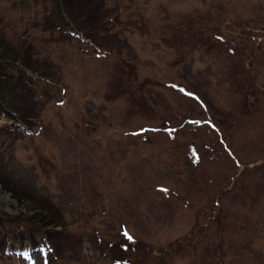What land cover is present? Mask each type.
Here are the masks:
<instances>
[{
    "label": "rangeland",
    "instance_id": "rangeland-1",
    "mask_svg": "<svg viewBox=\"0 0 264 264\" xmlns=\"http://www.w3.org/2000/svg\"><path fill=\"white\" fill-rule=\"evenodd\" d=\"M93 2L0 0V47L42 74L0 77L30 116H0L25 190L0 189V237L46 234L51 264H264V0ZM13 231L0 264L44 260Z\"/></svg>",
    "mask_w": 264,
    "mask_h": 264
},
{
    "label": "trees",
    "instance_id": "trees-1",
    "mask_svg": "<svg viewBox=\"0 0 264 264\" xmlns=\"http://www.w3.org/2000/svg\"><path fill=\"white\" fill-rule=\"evenodd\" d=\"M60 2V5L63 8H68L70 11H72L71 8L73 7H78V9H80V11L82 10L84 13V11L86 12V10H88L89 12H95L94 10H98L97 7L96 9H93V7H91L90 4L88 3H94L93 0H81L79 2H77L78 0H58ZM59 6V3H57ZM93 6V5H92ZM84 7H88L86 10L84 9ZM91 7V8H89ZM66 10L63 9V12L60 9V14L61 15H65L66 14ZM98 13V11H97ZM94 13L87 15L88 19L93 18ZM4 46V45H3ZM13 65V68L15 71L12 70L11 66ZM16 66V67H15ZM30 71L31 74H29L28 79L31 80L33 78H35L38 75H42L39 74V71L35 69V66H32L30 59H28V56L26 54V52H15V51H10L8 48L6 47H0V77H2V75L5 78V74L6 75H10L12 76L13 74H11L9 71H11L12 73H19L21 71ZM21 76L23 77V74L21 73ZM27 76V75H26ZM9 77V76H8ZM21 77V78H22ZM41 77V76H40ZM24 79V78H23ZM2 79L0 78V81ZM1 83V82H0ZM13 111V112H12ZM4 115V116H10L13 117L12 115H17L20 116L21 119H23L24 121H28L29 119H27L29 116V113L26 112V110H23L21 106H17L15 104H13L10 96L3 91L0 88V116ZM20 121V120H19ZM13 122V121H11ZM22 124L23 122L20 121ZM20 131H23L22 129L18 128ZM12 130V128H10V131ZM25 132V131H24ZM229 154L232 156V154L229 152ZM2 176V175H1ZM4 176V175H3ZM8 182L5 180H0V189H7L9 191H12L15 195L14 197H18L17 199L19 201L22 200V196H19L21 193H24L25 190L21 187H13V186H8ZM9 188V189H8ZM29 195V194H27ZM31 197V195H30ZM32 198V197H31ZM44 207V206H43ZM40 209H26V215L28 218V220L38 224L41 227H52V228H58L61 227V217L56 215L54 210H45L44 208ZM1 224V222H0ZM16 227H15V226ZM20 225V224H18ZM16 224H7L4 225L2 224L3 227V231L5 233V235H3L2 237H0V255L4 254L6 256L11 255L14 252L10 253V250H13L15 248H17L18 246L14 245L11 241V239L9 238V236L11 235L10 232L13 231L15 233V235L17 236V238H21L22 240H27L25 243V245L23 246V249H30L33 251L34 250H39L42 255H44V260L41 261L40 263H34V264H51L52 262V256L54 253V249L53 246L50 244H47V237L46 234H44V238L41 239L40 237L37 238V242L35 240V237L32 235V232H28L26 231L22 226H18ZM14 226V227H12ZM132 241V239L130 240ZM15 247V248H13ZM33 248V249H32ZM34 254V253H33ZM170 254V253H169ZM24 257V256H23ZM34 259V258H32ZM116 262L121 261L120 256H116L115 258Z\"/></svg>",
    "mask_w": 264,
    "mask_h": 264
}]
</instances>
